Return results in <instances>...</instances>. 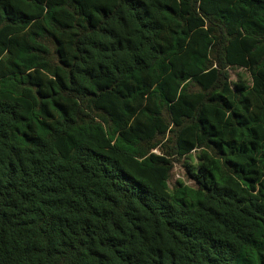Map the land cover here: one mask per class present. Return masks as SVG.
<instances>
[{"label":"trees","instance_id":"obj_1","mask_svg":"<svg viewBox=\"0 0 264 264\" xmlns=\"http://www.w3.org/2000/svg\"><path fill=\"white\" fill-rule=\"evenodd\" d=\"M0 264H264V0H0Z\"/></svg>","mask_w":264,"mask_h":264},{"label":"rangeland","instance_id":"obj_2","mask_svg":"<svg viewBox=\"0 0 264 264\" xmlns=\"http://www.w3.org/2000/svg\"><path fill=\"white\" fill-rule=\"evenodd\" d=\"M228 73L230 80L233 82L236 81L239 75H242L246 78V80H249V74L241 68H230L228 69ZM194 157H195V153H193L190 158L184 157L174 162V167L171 172V177L169 179L170 188L173 187V184L177 179H181L184 182L191 185L193 184V182H191V180L187 177L185 164L187 163H192L193 165L196 164Z\"/></svg>","mask_w":264,"mask_h":264}]
</instances>
